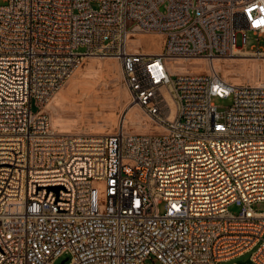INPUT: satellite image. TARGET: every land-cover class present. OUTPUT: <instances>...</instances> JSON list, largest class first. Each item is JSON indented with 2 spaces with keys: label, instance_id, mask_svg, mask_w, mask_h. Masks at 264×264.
<instances>
[{
  "label": "built area",
  "instance_id": "1",
  "mask_svg": "<svg viewBox=\"0 0 264 264\" xmlns=\"http://www.w3.org/2000/svg\"><path fill=\"white\" fill-rule=\"evenodd\" d=\"M4 3L0 264H224L250 252L264 264V82L234 84L213 65L237 50L264 58V0ZM151 35L160 53L132 46ZM91 56L120 61L158 132L53 127L46 106ZM193 59L209 72L178 69Z\"/></svg>",
  "mask_w": 264,
  "mask_h": 264
},
{
  "label": "rangeland",
  "instance_id": "2",
  "mask_svg": "<svg viewBox=\"0 0 264 264\" xmlns=\"http://www.w3.org/2000/svg\"><path fill=\"white\" fill-rule=\"evenodd\" d=\"M4 4V0H0V6ZM144 37L148 38V40H146L147 44L143 45L141 49H144L146 52H149L150 48L152 50H155V46L152 45V42L149 39L154 40L157 39L158 36L151 35ZM159 41L161 42V40ZM251 43H254L253 38H251ZM260 47L264 50V38L261 39ZM161 50L162 48L159 52H161ZM251 52L252 50L246 49L241 51L240 54L235 53L230 57L220 58L218 63L220 64L221 69L218 70V73L225 80L234 84H254L255 82L263 83L264 75L263 72L260 71H258L257 74L256 72H251L249 74H242L240 76L236 75V73H229V71L243 72L241 71L242 61L236 60V58H242L241 55H246L245 58L258 63L261 66H264V58L256 57ZM91 62L93 63V67L89 72L90 74H87L85 78L82 79V81L84 82L83 84H89L95 87L99 95V104L96 107H93L94 110H91L87 115L84 116L78 114L79 109L78 111H72V109H64L59 110L56 113L53 111L52 108H50L51 104L54 103V99L58 95L56 94L53 100L45 108V111L49 114L51 118L52 125L54 126V124L59 123V127H57L56 130L64 133H75L95 136L98 135L95 133L98 131H112V133H114L119 127H122V125H124L125 129L130 133L158 132L159 130L144 131V128L140 127L138 124L132 125L131 120L128 117L132 104L131 96L129 95L130 93H128L129 91L127 90L124 84L122 66L120 61L118 59H112L109 57L91 56L84 61V64L77 71L80 72L86 69L87 65ZM110 67L112 68L111 72L109 71ZM209 67L210 66L208 65L207 68ZM72 77L68 80L66 85L59 93H61L67 88ZM214 101L215 104L222 110L232 105L231 99H215ZM136 109L140 113V120L143 122V124H148L152 127L155 126L154 123L147 117L142 108L136 105ZM95 110H97V112H94ZM37 111L38 109L33 106V112L36 113ZM98 118L100 119L98 120ZM241 210L242 208L237 205H232L229 207V212L234 215H239ZM254 210L257 212H264V203L254 205ZM252 254L253 252H250L239 259L224 264H250L248 262L250 261ZM68 258V256H64L58 259L54 264H69V260H66ZM147 264L161 263L155 258H153L148 260Z\"/></svg>",
  "mask_w": 264,
  "mask_h": 264
},
{
  "label": "bare ground",
  "instance_id": "3",
  "mask_svg": "<svg viewBox=\"0 0 264 264\" xmlns=\"http://www.w3.org/2000/svg\"><path fill=\"white\" fill-rule=\"evenodd\" d=\"M158 39L160 40V37H157V39H154V40L149 39L152 42V45L155 46V50H152L151 48L149 49V52H148L149 54H157V52H159L160 49L162 48V44ZM146 40H148V38L140 37L132 41V46L134 48H137L138 45L142 43H146ZM240 52H241L240 50H237L235 53L240 54ZM241 56L242 58H236V60L242 61L241 71H243L244 73L243 72H233V71H229V73H232V74L236 73V75L240 76L242 74H249L251 72L252 73L256 72L257 74V72L260 71V72H263V75H264V66H261L258 63L250 61L249 59L245 58L246 55H241ZM110 58L113 59V57H110ZM219 60L220 59H215L213 61L214 69L216 71L221 69V66L218 63ZM208 65H209L208 61L204 59H193L188 62L181 61L178 69L180 71L192 70L194 72H209L210 67L207 68ZM92 67H93V63L91 62L87 65L86 69L80 72L76 71L72 75L73 77L70 80V83L68 84L67 88L61 93H58L57 97L54 99V103H52L50 106V108H52L54 112L57 113L59 110H64V109H72V111L73 110L78 111L79 109L78 114H80L81 116H84V115H87L91 110H94L93 107H96L99 104L98 103L99 95L94 86L89 85V84H83L84 82L82 81V79L85 78L87 74H90L89 72L92 69ZM109 71L110 72L112 71L111 67L109 68ZM254 84H259V82H255ZM94 112H97V110H95ZM128 117L131 120L132 125L138 124L140 127L144 128V131L160 130V127L158 126L152 127L151 125L143 124V122L140 120V113L136 109V105L134 104H131ZM99 119L100 118H98V120ZM53 127L57 129V127H59V123L54 124ZM95 133L98 135H109V134H112V131H109V132L98 131Z\"/></svg>",
  "mask_w": 264,
  "mask_h": 264
},
{
  "label": "water",
  "instance_id": "4",
  "mask_svg": "<svg viewBox=\"0 0 264 264\" xmlns=\"http://www.w3.org/2000/svg\"><path fill=\"white\" fill-rule=\"evenodd\" d=\"M63 263H64V262H63ZM248 263H250V261H249ZM241 264H247V263H241Z\"/></svg>",
  "mask_w": 264,
  "mask_h": 264
}]
</instances>
